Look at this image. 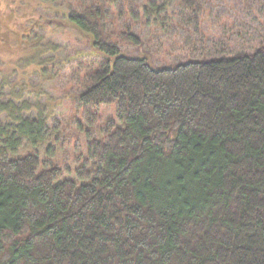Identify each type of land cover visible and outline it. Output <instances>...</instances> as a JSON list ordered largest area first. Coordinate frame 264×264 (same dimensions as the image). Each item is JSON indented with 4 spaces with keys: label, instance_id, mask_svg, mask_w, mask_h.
I'll return each instance as SVG.
<instances>
[{
    "label": "trees",
    "instance_id": "trees-1",
    "mask_svg": "<svg viewBox=\"0 0 264 264\" xmlns=\"http://www.w3.org/2000/svg\"><path fill=\"white\" fill-rule=\"evenodd\" d=\"M47 1L60 19L37 22L89 48L78 102L114 105L117 121L65 179L38 154L15 157L48 127L0 94V264H264V45L166 67L131 26H109L153 17L158 0ZM180 1L198 23L208 0Z\"/></svg>",
    "mask_w": 264,
    "mask_h": 264
},
{
    "label": "rangeland",
    "instance_id": "rangeland-1",
    "mask_svg": "<svg viewBox=\"0 0 264 264\" xmlns=\"http://www.w3.org/2000/svg\"><path fill=\"white\" fill-rule=\"evenodd\" d=\"M32 1L0 0V16L4 18L0 30L2 100H12L25 117L45 119L48 127L44 143L38 147L25 145L15 157L38 154L44 162L63 169L65 179L77 180V170L88 155L90 143L103 136L109 121H117L116 107H85L78 102L89 70L80 69V63L90 62L81 51L89 50L88 45L72 28L50 26L41 19L37 22L39 17L60 18L54 8L45 9L47 0ZM148 1L138 4L142 8ZM62 2L55 0L54 5ZM158 3L160 13L163 6H169L162 15L153 8V17L127 19L125 23V18L115 13L109 23L114 31L131 26L158 65L170 67L222 54L232 57L237 52L253 53L264 45V0H208L196 24L182 13L180 0ZM124 47L130 54L139 52L138 48ZM222 49L224 52H220Z\"/></svg>",
    "mask_w": 264,
    "mask_h": 264
}]
</instances>
